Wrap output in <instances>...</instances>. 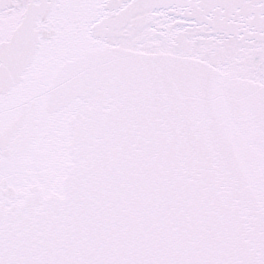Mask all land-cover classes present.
<instances>
[{
	"label": "snow or ice",
	"instance_id": "6c2138e0",
	"mask_svg": "<svg viewBox=\"0 0 264 264\" xmlns=\"http://www.w3.org/2000/svg\"><path fill=\"white\" fill-rule=\"evenodd\" d=\"M0 264H264V0H0Z\"/></svg>",
	"mask_w": 264,
	"mask_h": 264
}]
</instances>
